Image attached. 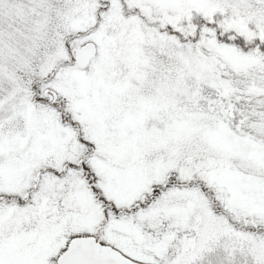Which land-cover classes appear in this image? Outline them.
I'll list each match as a JSON object with an SVG mask.
<instances>
[{"label":"rangeland","instance_id":"1","mask_svg":"<svg viewBox=\"0 0 264 264\" xmlns=\"http://www.w3.org/2000/svg\"><path fill=\"white\" fill-rule=\"evenodd\" d=\"M202 22L256 49L264 0H0V264H264V56Z\"/></svg>","mask_w":264,"mask_h":264},{"label":"water","instance_id":"2","mask_svg":"<svg viewBox=\"0 0 264 264\" xmlns=\"http://www.w3.org/2000/svg\"><path fill=\"white\" fill-rule=\"evenodd\" d=\"M75 65L79 70L89 68L96 58L97 48L89 43L74 51ZM57 264H134L119 254L102 247L95 240H76L71 242L67 251L59 258Z\"/></svg>","mask_w":264,"mask_h":264},{"label":"trees","instance_id":"3","mask_svg":"<svg viewBox=\"0 0 264 264\" xmlns=\"http://www.w3.org/2000/svg\"><path fill=\"white\" fill-rule=\"evenodd\" d=\"M196 27H198L199 30L200 29L206 30V29H209V27H212V29H215L217 36H221V37H219V42L220 43L225 44V45H229V46H234L238 50L243 52L244 54H252L254 51L255 52L257 51L259 53V55L264 56V42L260 41V39H259L260 37H254L255 40H252V44L254 43V46L256 47V49H253L252 47L251 48H249V47L246 48V45L244 43L245 41L242 42V40L240 38L236 39L235 37H231L229 35L231 32L227 31L226 34H224V36L220 35V31H223V30L221 28L218 29L219 27L217 25H215L214 23H212V24L208 23L207 24V23L202 22L200 25H198ZM196 27H195V29H196ZM166 31H169L170 34H172L173 36L177 35L178 37H180L179 32L178 31H174L171 27H168L166 29ZM254 93L251 94V98L255 99L254 101H252L253 103H251V106L255 107L259 112H263L262 109H264V104H263L264 103V95L255 96ZM240 104L242 106H244L243 105L244 101H243V104L242 103H240ZM253 119H254V122L258 123V119H259L258 114ZM168 186H170V184H168Z\"/></svg>","mask_w":264,"mask_h":264},{"label":"flooded vegetation","instance_id":"4","mask_svg":"<svg viewBox=\"0 0 264 264\" xmlns=\"http://www.w3.org/2000/svg\"><path fill=\"white\" fill-rule=\"evenodd\" d=\"M49 98H50L51 100H53V102L55 101V96H54V95H53V96H50V95H49ZM58 108H61V105H60Z\"/></svg>","mask_w":264,"mask_h":264}]
</instances>
